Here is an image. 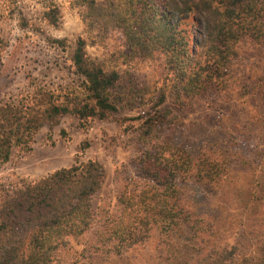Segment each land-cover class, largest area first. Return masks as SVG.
Wrapping results in <instances>:
<instances>
[{
  "label": "trees",
  "instance_id": "obj_1",
  "mask_svg": "<svg viewBox=\"0 0 264 264\" xmlns=\"http://www.w3.org/2000/svg\"><path fill=\"white\" fill-rule=\"evenodd\" d=\"M75 3L83 8L86 31L99 26L104 31L113 27L120 32L124 59L163 58L167 71L163 83L151 94L133 79L91 60L85 41L79 39L69 58L68 83L53 85L29 76L23 90L0 98V166L13 154L29 153L41 128L55 126L65 116L80 121L104 120L120 109H137L153 101L156 106L169 101L190 111L210 94L229 93L244 44L264 47V0ZM56 16L54 4L44 7L42 21L56 27ZM12 18L24 32L33 33L37 28L29 25L17 0H0V19ZM3 43L0 39V68L6 48ZM54 43L62 48L65 44ZM253 96L264 105V90H255ZM144 118L137 132L143 187L121 195L120 216L103 226L98 240L99 249L116 257L145 242L154 230L167 242L192 231V213L183 201L185 185L189 181L217 184L228 176L237 159L248 164L236 155H231L233 159L221 154L214 158L216 150L194 159L188 149L177 146L164 130L160 131L163 124L175 126L177 119L172 113H147ZM85 149L87 145L81 151ZM104 175L99 162L75 160L71 167L35 183L0 187V264H54L59 250L98 225L93 200L102 188ZM235 249L217 252L206 263L234 264ZM248 261L264 264V253Z\"/></svg>",
  "mask_w": 264,
  "mask_h": 264
},
{
  "label": "rangeland",
  "instance_id": "obj_2",
  "mask_svg": "<svg viewBox=\"0 0 264 264\" xmlns=\"http://www.w3.org/2000/svg\"><path fill=\"white\" fill-rule=\"evenodd\" d=\"M94 1L96 5L104 3ZM17 3L29 25L37 28L33 33L24 32L16 18L0 19V39L6 46L0 68V98L23 90L29 76L53 85L68 83L69 58L79 39L85 41V52L91 60L133 79L151 94L163 83L167 73L163 58L124 59L120 32L113 27L104 31L99 26L86 31L83 8L75 0ZM50 4L57 9L56 27L42 21L44 7ZM56 40L65 43L63 48L54 43ZM237 67L229 82V93L210 94L190 111L169 101L159 106L153 101L137 109H120L104 120L80 121L65 116L57 125L41 128L29 153L13 154L8 163L0 166L2 189L35 183L71 167L75 160H94L104 168V183L93 200L98 225L59 250L54 264H207L217 252L233 248L234 264H251L248 259L264 253V105L253 96L255 90H264V47L244 44ZM164 111L177 120L175 126L163 124L160 131L164 130L177 146L188 149L194 159L216 150L214 158L221 154L233 159L231 155H236L248 164L237 159L228 176L217 184L189 181L185 185L183 201L192 213V231L186 230L167 242L154 230L145 242L120 257L113 256L98 248L99 236L108 221L120 216L121 195L143 187L137 132L146 118H141ZM84 145L87 149L82 152Z\"/></svg>",
  "mask_w": 264,
  "mask_h": 264
}]
</instances>
